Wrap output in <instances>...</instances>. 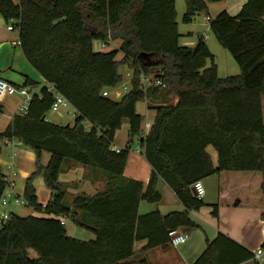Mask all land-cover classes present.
Segmentation results:
<instances>
[{"label":"trees","instance_id":"16d2710c","mask_svg":"<svg viewBox=\"0 0 264 264\" xmlns=\"http://www.w3.org/2000/svg\"><path fill=\"white\" fill-rule=\"evenodd\" d=\"M184 1L181 20L190 23L218 0ZM0 16L17 29L25 60L75 113L72 123L46 120L53 92L43 86L32 94L26 113H16L0 131V138L16 139L35 153L36 169L22 198L44 214L9 213L0 225V264H131L126 260L136 241H145L142 251L167 247L179 228L197 226L189 211L204 202L193 195L192 184L211 175L219 181L213 216L223 205L264 208V0H247L235 16L223 10L210 19L216 41L239 67L238 74L224 78L203 36L193 47L180 45L175 0H0ZM116 39L118 47L93 49L95 40ZM121 65L132 70L131 88L114 100L103 92L122 81ZM141 75L161 84L143 89ZM34 84L25 76L23 86ZM144 101L156 112L146 134L136 110ZM123 121L129 124L128 141L115 150ZM134 141L151 167L146 186L123 176ZM208 146L217 153L216 166ZM43 153L49 154L45 166ZM67 161L99 171L105 188L93 196L77 193L69 202L59 181ZM39 174L51 191L45 204L38 203L32 184ZM158 177L184 210L138 213L141 200H160ZM4 178L0 167V199L8 186ZM66 218L94 239L69 236L61 224ZM253 257L219 232L193 264H241Z\"/></svg>","mask_w":264,"mask_h":264},{"label":"crops","instance_id":"0c3cea01","mask_svg":"<svg viewBox=\"0 0 264 264\" xmlns=\"http://www.w3.org/2000/svg\"><path fill=\"white\" fill-rule=\"evenodd\" d=\"M176 1L177 0H175V10H176ZM246 1L247 0H218L214 2H208L207 12H201L198 13L197 15L202 16L203 22L206 24L207 28L210 29L209 23L205 20L206 16L212 19L219 12L223 10H225L231 16H235ZM177 17L178 14L176 11V21H177ZM1 25L2 24L0 23V52L3 50V47L7 45L13 46V51L11 53L12 55L15 53L16 49L19 50V52H21L18 42V34L11 37L10 36L11 33L9 32L13 31L14 29L8 30L7 25L5 29H3ZM178 31L180 33L179 43L180 41L184 40V44L188 46L191 43V39L195 38V42H194L195 45L197 38L199 36H203L208 46V49L210 50V45L207 42V39L210 37L205 32L202 33L199 30L195 32H192L191 30L182 31L179 30V24H178ZM211 36L214 37L212 32H211ZM120 43L121 40L119 39L110 40L108 42L95 40L93 41V49L95 51H108L113 47H118ZM102 44H104V46H102ZM180 45H182V43H180ZM211 45L214 48H216L213 43ZM210 52L214 57V62L217 66V72L219 75V72L221 71V65L217 61L216 54L211 50ZM120 57L121 56H119V58ZM22 58L23 59L20 62V66H17L18 69L16 70V73L13 76L14 78L9 76L5 72L6 69H12L14 59L11 57L9 60L3 62V59L1 58L0 77L3 78L2 75L4 74L6 75V78H4L5 80H7L8 82L14 85L20 86L23 85L25 76H27L33 81H35L36 84L25 87L28 89V91L31 94H37L40 92V89L43 86H47V83L29 65V63L25 60L24 56ZM209 64L210 62L208 61L207 65ZM234 64L237 63L236 62L232 63L231 61L228 62V72H224L226 75L225 77L239 73L238 65H237L238 67L237 69L236 65ZM223 67L224 65L222 66V70ZM12 79H18L19 82L16 83ZM32 89H35V91H33ZM108 95H110L109 91H108ZM118 95L119 93L117 94V96ZM175 101L176 99L172 97V102L175 103ZM21 103H22V97L19 95L6 96L4 99L0 100V107H1L0 131H3L11 122L13 116L17 113L18 107L20 106ZM139 104L141 105L139 106ZM66 107H71V106L68 105ZM261 108H262V116L264 122V96H262L261 98ZM136 110L143 117L141 123L142 131L148 132L150 128L147 127V123H149L151 126L155 118V114H156L155 110L148 107L147 101L138 102L136 104ZM51 114H53L51 115V117L54 120L51 117L50 118L46 117V120L57 124L65 123V121H63V115L61 112L51 113ZM128 131H129V124L127 121H123L120 128L115 133L113 149L118 150L126 146L128 141ZM206 149L212 160V163L214 164V166H216L217 153L215 149L212 146H208ZM48 159H49V154L43 153L40 160L41 165L45 166L48 162ZM35 163H36V156L32 150L25 147L16 139L7 140L5 138H0V167L2 173L9 179V186L6 192L12 191L17 195L22 196L25 188L26 179L30 177L33 172H35L36 169ZM10 167H12L13 173L11 172ZM150 173H151V167L148 164V162L145 160L142 150L138 145V142L134 141L131 145V149L128 154L123 176L127 178L140 180L146 186L150 177ZM59 181L66 192L69 202L71 201L73 195L77 193H84L88 196H93L98 191L103 190L105 188V177L99 171L90 168H85L80 164H74L69 161L64 162L62 171L59 175ZM200 182L204 187V194L201 197V199L204 202V205L201 206L198 210L189 211V216L191 220L197 226L193 229L181 227L176 232H174L175 234L177 233L185 234L186 240L183 243H180L176 246L168 244L167 247L156 246L145 251H142L141 249L145 244V241L144 240L136 241L134 243V254L132 257L126 260L127 262L131 264H139L140 261L144 260L146 264H193L195 260L205 250L207 243L212 241L219 232L225 234L234 241L243 245L253 253H255V250L257 248L262 247V244L264 243L263 231H262L264 220L262 219L261 215L264 212V208L261 206L223 205L219 207L218 216L215 217L211 213L212 211L211 204L217 201L218 184H219L218 176L211 175L200 180ZM32 184L35 188V194L37 196L38 203L45 204L51 197V191L47 188V186L44 183L43 174H39L35 176L32 181ZM156 188L161 194L160 200L158 202H153V203L147 202L145 200H141L138 206L139 214H145L154 210H158L161 215H165L171 211L184 210L183 204L180 202L174 191H172V189L160 177L157 178ZM0 211L6 212L8 214L10 212H13L11 210H6L5 208L2 207H0ZM38 214L42 215V213H38L36 211H34L33 214H29V215L38 216ZM65 225L66 222L64 221V226ZM70 231L71 234H69L66 229L67 234L73 238L83 241L94 239L93 233L76 224H74V227L70 229ZM32 252L33 250H29V254L31 256H35V253ZM263 261H264L263 256H261L259 259L254 256L252 259L247 260L241 264H263Z\"/></svg>","mask_w":264,"mask_h":264},{"label":"rangeland","instance_id":"374dc122","mask_svg":"<svg viewBox=\"0 0 264 264\" xmlns=\"http://www.w3.org/2000/svg\"><path fill=\"white\" fill-rule=\"evenodd\" d=\"M176 11L178 14L177 17V22L179 24V30H191L192 32H195L197 30L201 31L202 33L205 32L206 34H208V36L210 38L207 39V42L210 45V50L212 52H214L216 54V58L217 61L220 63L221 65V71L219 72V77H225V73L224 72H228V62H232L235 63L234 59L231 57V55L229 54L228 51H226L224 48H222L217 41L215 40V38L213 36H211V32L210 29L207 28L206 24L203 22L202 20V16L201 15H197L195 17V19L191 22V23H183L182 22V15L185 11V2L184 0H177L176 1ZM0 23L2 24L1 26L3 27V29H5L7 24H10V22L6 23L2 18L0 19ZM11 33V37L15 36L16 34H18L17 29H14L13 31L9 32ZM9 36V35H8ZM194 42H195V38L191 39V43L188 46H194ZM180 43H182V45L186 46L184 44V40L180 41ZM214 44L216 48H214L211 44ZM12 53L13 51V46L7 45L3 47V50L0 52V60L1 58L3 59V62L6 60H9L11 57L14 59V63L12 66V69H6L5 72L13 77L16 73V70L18 69L17 66H20V62L23 59L21 52H19V50H15V53L12 55L9 54ZM223 70H222V66ZM227 65V66H226ZM237 67V64H234ZM238 69V67H237ZM119 73L122 75L123 79L120 83H118L115 87H113L112 89L109 90V97L117 100L119 99L121 96H123L125 93H127L130 88H131V83H130V79L132 76V70L130 68H128L126 65H121L118 68ZM2 74V73H1ZM233 74V73H230ZM237 74V73H236ZM3 78H6V75H2ZM14 78V77H13ZM14 82H19L18 79H12ZM33 91H35V89H32ZM119 93V95L117 96V94ZM141 104H139L140 106ZM68 111H70V113H68ZM60 112L63 115V121H65L64 124L67 123H72L74 118H75V113H73V109L71 107H63L61 108ZM51 113L47 114V118L51 117ZM52 118V117H51ZM53 119V118H52ZM54 120V119H53ZM6 210H11L13 212H15L16 214L20 215V216H27L29 214H33L34 210L32 207L24 205V204H13L10 203L9 205L3 207ZM44 215V214H42ZM38 216H41V214H38ZM66 222L65 228L67 229V232L69 234H71L70 229H72L74 227V224L72 222L71 219L66 218L64 220ZM33 253V252H32ZM33 255V254H32Z\"/></svg>","mask_w":264,"mask_h":264},{"label":"built area","instance_id":"2783aa9c","mask_svg":"<svg viewBox=\"0 0 264 264\" xmlns=\"http://www.w3.org/2000/svg\"><path fill=\"white\" fill-rule=\"evenodd\" d=\"M205 20L208 23L210 22V18L207 16L205 17ZM7 29L12 30V26L7 25ZM102 46H104V44H102ZM140 80H141V84H142L143 89H147L152 84H161V82L159 80L151 81L146 75H141ZM46 87L48 88V90H51L53 92V102L50 106L48 113H58V112H60L61 108L69 105L68 102L66 101V99L62 95H60L59 93H57L56 91L53 90V86L51 84L47 83ZM12 95H19L22 97V103L18 107L17 113H26V111L28 109L29 100H30L32 94L28 91V89L25 86L14 85V84L8 82L7 80H5L4 78L0 77V100L4 99L6 96H12ZM103 95H108V94L106 91H104ZM68 113H70V111H68ZM147 127L150 128L149 123H147ZM143 133L146 134L147 132L144 131ZM10 169H11V172L13 173L12 167H10ZM4 179L9 186L8 177L5 176ZM8 186H7V188H8ZM192 188L196 192V196H198L199 198H201L203 196L204 187L200 181L194 182L192 184ZM6 190L0 199V207L3 208L5 206H7L9 203H13L16 205L24 204V200H23L22 196L17 195L15 193H13L12 191L6 192ZM8 215H9L8 213L0 211V225L8 218ZM61 224H64V220H61ZM262 231H263V238H264V223L262 226ZM185 240H186L185 234H183V233L175 234L174 233L171 235L169 244L176 246L180 243H183ZM254 256L258 259L261 256L264 257V249L262 247L257 248L255 250Z\"/></svg>","mask_w":264,"mask_h":264},{"label":"water","instance_id":"95a60500","mask_svg":"<svg viewBox=\"0 0 264 264\" xmlns=\"http://www.w3.org/2000/svg\"><path fill=\"white\" fill-rule=\"evenodd\" d=\"M191 191H192L193 195H196V192L194 191L193 188H191Z\"/></svg>","mask_w":264,"mask_h":264}]
</instances>
